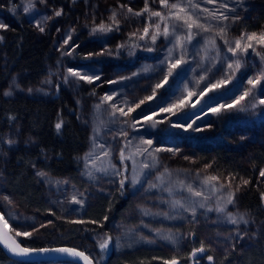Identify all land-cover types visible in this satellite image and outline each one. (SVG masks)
Instances as JSON below:
<instances>
[{"label": "rangeland", "instance_id": "rangeland-1", "mask_svg": "<svg viewBox=\"0 0 264 264\" xmlns=\"http://www.w3.org/2000/svg\"><path fill=\"white\" fill-rule=\"evenodd\" d=\"M8 1L0 0V3L8 5ZM17 1L18 13L39 35H49L57 59L48 65L46 75L34 85L26 87L21 74H12L4 97L50 98L60 88L69 89L79 118L89 130V141L87 151L81 156L80 167L73 175L56 176L44 168L31 166L33 178L45 189L39 198L40 210L37 206L28 205L26 199L24 202L19 199L0 170V213L14 235L17 231L31 233L28 237L15 235L16 238L27 245L66 242L82 247L96 264H165L173 258L178 264H189L193 250L202 245L204 252L220 264L230 259L238 264L240 257L254 247H261L264 257V220H255L236 208L239 186L232 184L227 175L217 176L207 165L195 166V138L208 132L214 119L224 111L213 113L212 109L232 104L236 97L252 88L248 79L255 78L264 70V61L256 55L257 52L264 55V45L252 41L255 51L250 48L247 53L238 51L234 56L217 35L219 28L225 26L229 41L242 34L253 33H241L236 27L241 19H252L259 12V0H168L169 5L179 4L193 19L198 18L199 23L209 28L205 32L194 26L193 39L182 41L183 48L175 46L176 37H185L187 29L178 27L173 32V26L182 21H176L170 15L179 9L166 8L160 0H147L148 12L143 11L146 0H73L80 12L69 22L61 18L62 14L55 16L59 10L48 0H31L32 7H29V0ZM222 4H227V8L221 7ZM26 7H29L27 12ZM203 9H208V12ZM113 11L117 13L118 26L110 19ZM154 11L161 12L167 20L150 17ZM137 12L142 14L134 15ZM221 12L229 19L216 20L209 14L219 15ZM8 20L7 12L0 8V24L7 26ZM165 22L170 33L167 39L163 35ZM101 23L112 25L113 30L94 33L92 29ZM157 23L160 24V35L153 44L151 35L156 31ZM37 24L44 28L43 32ZM145 27L149 33L141 40ZM3 29L0 28V32ZM262 32L264 28L255 31L257 35ZM209 38L215 39L219 55L210 45L206 49L205 41ZM65 40H68L67 44ZM84 41H88L85 59L75 62L74 51ZM147 48H152V51ZM169 49H172L171 55ZM181 57L179 67L173 69L167 82L157 89L156 85L162 83L168 73L169 64ZM238 58L241 69L229 70L228 64ZM70 68L81 75L98 76L99 79L88 83L71 76ZM228 76L231 79L226 83L208 90V85ZM6 92L11 94L5 95ZM189 92L195 95L188 97ZM106 95L113 99L103 101ZM253 95L256 102L264 99V79L245 98ZM148 96L153 98L146 100ZM181 99L186 100L183 107L173 109V112L161 111ZM141 100L145 102L136 108ZM113 104L125 112L129 107L134 111L128 115L116 111L113 116ZM146 116L151 119L145 120ZM229 130L236 132L242 142L221 140L219 147L226 151L236 150L233 155L242 162L251 157V145L264 146V116L254 122L232 123ZM122 133H127V136ZM147 140L152 141L151 146L142 143ZM17 141L16 134H7L0 143L1 154L7 155L9 149L15 150ZM32 143L30 141L27 145ZM137 147L148 151L135 154ZM121 150L126 157L123 161L120 159ZM210 155H214L212 150ZM145 163L148 168L143 167ZM261 170H264V164ZM37 172L46 175L41 177ZM207 176L218 179L205 184ZM261 178L264 181V177ZM122 179L125 204L114 217L104 222L105 216H100L97 208L102 201H109L120 193ZM188 185L202 195L190 193ZM213 185L219 191H213ZM230 192L233 193V203L226 204ZM74 198L81 203H75ZM176 201L184 207L174 206ZM192 207L196 209L194 216ZM218 207H223L224 211H217ZM229 213L239 222L231 223ZM241 216L243 220H240ZM94 225H104V228L94 231ZM106 237H111L109 247L101 250L99 243Z\"/></svg>", "mask_w": 264, "mask_h": 264}, {"label": "trees", "instance_id": "trees-1", "mask_svg": "<svg viewBox=\"0 0 264 264\" xmlns=\"http://www.w3.org/2000/svg\"><path fill=\"white\" fill-rule=\"evenodd\" d=\"M52 7L61 11V18L69 22L80 12L73 0H48ZM17 0H9L8 5L0 8L7 12V27L0 32V143L7 134H16L15 150H8L7 155L0 151V170L8 186L28 205L37 206L40 210V197L44 194L43 185L33 178L31 166L44 168L50 174L65 176L75 174L80 167L81 156L87 151L89 130L82 124L75 109L73 96L69 89L60 88L50 98H30L16 96L5 98L4 90L12 74L22 75V83L28 87L36 84L47 73L48 65L57 56L52 50L49 35H39L36 29L18 13ZM260 10L252 19H241L237 24L239 32H255L264 28V0H259ZM88 41L77 45L74 61L84 60ZM70 66H73L72 64ZM255 95L245 98L236 108L224 110L214 119L208 132L195 138L197 152L195 166L207 165L217 176L227 175L232 184L239 186L236 196V208L246 212L255 220H264V181L260 169L264 164V146L251 145L252 155L242 162L234 156L235 151H226L219 147L221 140L237 144L236 132L229 130L230 124L239 121L254 122L264 116V105L254 101ZM255 105V107H253ZM244 110L241 111L240 109ZM61 128L56 129V124ZM32 141V145H27ZM211 150L214 155L211 154ZM239 159V160H238ZM249 181L244 184L242 181ZM126 201L125 185L120 193L109 201H102L97 208L100 216L107 219L114 217ZM104 225H94L93 230L103 229ZM24 244V243H23ZM28 247H47L69 245L57 243L46 245H27ZM87 252L86 249L78 246ZM246 251L238 264H264L261 247ZM88 253V252H87ZM89 254V253H88ZM205 252L199 259H190L189 264H220L208 259ZM232 258V255H231ZM212 261V262H211ZM96 263V262H95ZM0 264H27L6 256L0 247ZM223 264H235L225 260Z\"/></svg>", "mask_w": 264, "mask_h": 264}, {"label": "snow or ice", "instance_id": "snow-or-ice-1", "mask_svg": "<svg viewBox=\"0 0 264 264\" xmlns=\"http://www.w3.org/2000/svg\"><path fill=\"white\" fill-rule=\"evenodd\" d=\"M41 2H44V0H41ZM209 2H212V0H209ZM160 3L162 5H164L166 8H169V9H179V11L176 12V13H170V15L175 17L176 21H182V23H179V24L173 26V32H175L178 27L179 28H185L186 27V29H187V34H186L185 37H180V36L176 37V45L175 46H179V47L183 48L182 41L186 40V41L190 42L193 39L194 33L192 32V29H193L194 26L197 29H199V30H203L205 32L209 31L208 27H205L204 24L199 23L198 22V18L193 19L192 15L189 14V13H186L185 9L183 7H181L179 4L172 3V4L169 5L168 4V0H160ZM32 6L33 5L31 3V0H29V7H32ZM29 7L25 8L26 12L29 10ZM121 7H123V6H121ZM194 7H195V5H194ZM221 7L227 8V4H222ZM143 11L144 12H148L149 11V9L147 7V0L145 2V8H144ZM203 11L207 13L208 9H203ZM128 12L131 13L132 9L129 8ZM141 14L142 13H140V12L134 13V15H136V16H140ZM209 14L212 15L213 19H216V20H228L229 19V17L227 15H225L223 12H221L219 15H215L214 13H209ZM60 15H61V11H56L55 12V16L59 17ZM150 17H160V19L162 21H166L167 20V18L162 16L161 12H159V11L151 12L150 13ZM236 18L238 19V17H236ZM45 19H49V17H46ZM110 19L113 22V24H115L117 26L119 25V21L117 20V13L115 11H113L112 16L110 17ZM5 27H7V26L3 25V24H0V28H5ZM37 27H39V30L41 32L44 31V28L40 27L39 24H37ZM155 28H156V31L151 35V41H152L153 44L156 42L158 35H160V31H159L160 24L157 23L155 25ZM112 30H113L112 25L104 24V23H101V24H99L98 26H96V27H94L92 29V31L94 33L97 32V31L109 32V31H112ZM143 32H144V35L140 36L141 40L145 39V37L148 35L149 29L147 27H145ZM132 35L134 36L135 33H133ZM163 35H164V37L166 39L170 35L169 27H168L166 22H165V26H164V29H163ZM217 35L224 41L225 45H228V52H231L234 56L237 54L238 51H240L242 53H247L248 49H250V48L253 49V51H255L254 44L251 43L252 41H255L256 43H258L260 45H264V32L260 33L259 35H257V33H255V32H253L251 34H248L246 36L244 34H242L239 38L235 39L234 41H229L228 39H226L227 28L225 26V27L219 28V30L217 32ZM2 39H3V37H0V40H2ZM64 43L67 44L68 40H65ZM233 43L235 45L234 47L232 46ZM209 45L212 48H215L217 50V55H219V49L217 48L215 39H212V38L207 39L205 41L206 49H207V47ZM135 46H139V45H135ZM121 47H123V45ZM147 50L148 51H152V48H147ZM171 52H172V49H169V55H171ZM66 54L70 55L71 53H66ZM256 55L260 56L261 60L264 61V55H261V53H259V52H257ZM181 62H182V57H181V59L176 60L175 63L169 64L168 73H167V75H165L164 81L162 83H158L156 85L157 89L162 87L163 83L167 82L168 76L172 75V70L176 69L177 67H179ZM241 66H242L241 65V60L238 58L233 63H229L228 64V69L229 70H240ZM68 71H69V74L71 76L78 77L81 80H86L88 83H92L93 79H99L98 76L92 77V76H88L86 74L85 75H81L80 73L73 71L71 68ZM201 79H203V77ZM228 79H231V76H228V77H226L224 79H220L215 84L208 85V90H212V89L220 87L222 84L226 83ZM262 79H264V70H262L261 73L259 75H257L255 78L248 79V81H247L248 84L252 86L251 89L245 91L242 95L236 97V99L233 101L232 104L220 105L219 108L212 109V112L213 113H218L221 110H229V109L236 108L240 104V102L243 101L245 99V97L250 94L252 89H256L257 85L260 84ZM110 83H115V81H110ZM10 94H11L10 92H6L5 93V95H10ZM153 95H155V89L153 90ZM192 95H195V93H193V92H189L188 93V97H191ZM152 98H153V96H148L145 99L146 100H151ZM112 99H113V97L111 95H106V96H104L102 98L103 101H111ZM144 102H145L144 100H141L139 104L135 105V107L139 108L140 105L143 104ZM185 103H186V100L185 99H181L177 103L171 104L168 108L161 109V111H163V112H173V109H179V108L183 107L185 105ZM259 103L261 105H264V99L260 100ZM111 107L113 108V113H112L113 116L115 115L116 111H119L121 115H128L129 112L134 111V108L129 107L128 108V112H125L123 108L117 109L115 104L111 105ZM253 107H255V105H253ZM97 108H99V105H97ZM240 110L243 111L244 109L241 108ZM149 119H151V117H147V116L145 117V120H149ZM55 127H56L57 130H59L61 128V123H57ZM188 127H191V125H188ZM197 130H200V129H197ZM122 134L124 136H127V133H122ZM9 143H11V141ZM142 143H145V144L151 146L152 141L151 140H147V141H142ZM164 150L165 151H173V149H164ZM147 151H148L147 148L141 149V148L137 147V152L135 154H142L143 152H147ZM156 151H160V149H157ZM106 155H107V153H106ZM149 155H152V153H149ZM120 159L122 161L124 159H126V157L124 156L123 150H121ZM153 159L155 160V157H153ZM143 167L144 168H148L149 165L145 163L143 165ZM97 170L98 171H103V169H97ZM37 175L43 177V176L46 175V173L37 172ZM88 175L91 177L92 173L89 172ZM260 176L264 177V170L260 171ZM217 179H218V177H216V176H207L204 179V183L205 184H209L210 182L216 181ZM135 182H136V180L134 178L133 179V183H135ZM242 182L244 184H248L249 183V181H247V180H243ZM120 185H121V188H123V186H124V180L123 179L120 181ZM220 187L223 188L224 186L221 185ZM187 190L190 193H192L193 195H195V196H201L202 195L201 192L194 191L193 188L191 187V185L187 186ZM212 190L213 191H219V189H217L214 185L212 186ZM262 198H264V193H262ZM4 199L8 200V197H4ZM205 199H207V197H205ZM8 202L11 203V201H8ZM74 202L77 203V204L81 203V201L75 200V198H74ZM225 203L226 204L233 203V193L230 192L228 194V197H227V200H226ZM174 206L184 207V205L180 204L179 201L174 202ZM200 207H204V205L200 204ZM185 210L187 211L188 209H185ZM216 210L219 211V212H223L224 208L223 207H218ZM191 212H192V214L194 216L195 212H196L195 207L191 208ZM228 216H229V220H230L231 223L236 224V223L239 222L236 219V217L231 215V213H229ZM105 219H107V217H105ZM243 219H244L243 216H241L240 220H243ZM0 222L3 223V227L4 228L7 227L8 221L5 220L3 216H0ZM75 222L76 223H82L83 221H75ZM244 222L247 223V221H244ZM92 223H95V221H92ZM15 235L16 236L28 237V236H31V233L30 232H19V231H17L15 233ZM166 239H172V238L171 237H166ZM110 240H111V237H106L104 240H102L99 243L100 249L101 250H106L109 247ZM13 243L15 244L14 241H13ZM5 244H6V246H9V245H7V241H5ZM9 247H10L11 251L17 252L18 254H28L30 251H32L29 248L21 247L19 244H15L14 247H11V246H9ZM44 251H47V250H44ZM57 251L68 252V253H70V254H72L74 256H78V257L82 258L85 261V264H92V261L89 259L88 256H86L83 252L76 251L75 249H57ZM204 251H205V248L202 245L200 248L193 250V252L191 253V257H195L197 255V253H203ZM208 259L212 260V257L208 256ZM165 264H169V262L165 261ZM170 264H178V262H177V260L175 258H173V260L170 262Z\"/></svg>", "mask_w": 264, "mask_h": 264}, {"label": "water", "instance_id": "water-1", "mask_svg": "<svg viewBox=\"0 0 264 264\" xmlns=\"http://www.w3.org/2000/svg\"><path fill=\"white\" fill-rule=\"evenodd\" d=\"M0 216H3V215H1L0 213ZM5 241H7V245L11 247H14L15 244H19L21 247L29 248L32 251H30L28 254H18L17 252L11 251L10 247L6 246ZM13 241L15 242V244L13 243ZM0 247L7 257L13 260H16V261L27 263V264H34V263H41V262H57V261L71 262L74 264H85V261L82 258L78 256H74L68 252L57 251V249H75L78 252H83L86 256L89 257V259L92 261V264H96L95 261L92 259L91 256H89L87 252H85L84 250L80 248L74 247V246H69V245H54V246H47V247L25 246L12 233V231L9 228V225L7 224V227L4 228L2 222H0ZM44 250H47V251H44ZM203 255H204V252L197 253V255L192 258L199 259Z\"/></svg>", "mask_w": 264, "mask_h": 264}, {"label": "flooded vegetation", "instance_id": "flooded-vegetation-1", "mask_svg": "<svg viewBox=\"0 0 264 264\" xmlns=\"http://www.w3.org/2000/svg\"><path fill=\"white\" fill-rule=\"evenodd\" d=\"M204 254H205V252H204ZM203 257V256H202Z\"/></svg>", "mask_w": 264, "mask_h": 264}]
</instances>
